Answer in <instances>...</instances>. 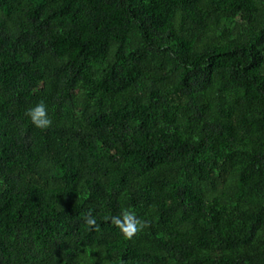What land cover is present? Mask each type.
<instances>
[{
	"label": "trees",
	"instance_id": "trees-1",
	"mask_svg": "<svg viewBox=\"0 0 264 264\" xmlns=\"http://www.w3.org/2000/svg\"><path fill=\"white\" fill-rule=\"evenodd\" d=\"M0 264H264V0H0Z\"/></svg>",
	"mask_w": 264,
	"mask_h": 264
},
{
	"label": "clouds",
	"instance_id": "clouds-1",
	"mask_svg": "<svg viewBox=\"0 0 264 264\" xmlns=\"http://www.w3.org/2000/svg\"><path fill=\"white\" fill-rule=\"evenodd\" d=\"M29 115L32 117L33 123H35L38 127H44L51 123L50 119L46 115V109L43 103L38 104L34 108L29 110ZM131 224L133 226H142L138 221L132 220ZM135 230V227H133ZM129 234H131L129 232Z\"/></svg>",
	"mask_w": 264,
	"mask_h": 264
}]
</instances>
